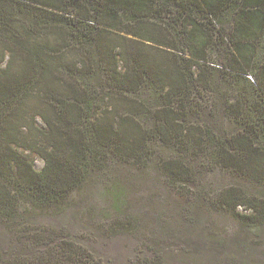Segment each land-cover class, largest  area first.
Instances as JSON below:
<instances>
[{
	"label": "trees",
	"instance_id": "trees-1",
	"mask_svg": "<svg viewBox=\"0 0 264 264\" xmlns=\"http://www.w3.org/2000/svg\"><path fill=\"white\" fill-rule=\"evenodd\" d=\"M170 5L178 16L164 21ZM17 10L28 24L16 23ZM226 14L234 17L230 30L216 26ZM218 40L228 60L209 64ZM151 46L171 57L151 55ZM64 48L76 58L58 59ZM216 72L238 86L236 99L224 104L243 124L219 142L189 119L185 104L195 86L214 87ZM145 87L160 90L165 106L138 99ZM140 115L152 117L154 127H144ZM259 138L264 141V0H0V218L15 221L11 240L0 241V264H102L64 227L16 222L19 207L66 210L93 171L118 160L143 161L153 139L182 153L162 161L178 187L194 177L189 156L212 143L223 167L264 177ZM17 147L41 155L44 166L37 169ZM219 200L232 211L253 206L255 213L240 216L251 226L264 224V201L244 190L229 187ZM142 264H165V257L155 250Z\"/></svg>",
	"mask_w": 264,
	"mask_h": 264
},
{
	"label": "rangeland",
	"instance_id": "rangeland-1",
	"mask_svg": "<svg viewBox=\"0 0 264 264\" xmlns=\"http://www.w3.org/2000/svg\"><path fill=\"white\" fill-rule=\"evenodd\" d=\"M169 7L171 11L163 14L164 21L178 16L176 5ZM233 19L232 14L221 16L216 19V26L230 30ZM15 21L29 23L19 10ZM146 48L160 59L171 57L158 47ZM62 50L66 53L58 59L76 58L70 49ZM226 50L227 46L224 48L218 40L209 49L213 62L209 64L227 62ZM214 76L213 88L195 86L185 95V104L189 119L219 142L242 131L243 124L226 111L224 104L228 98L236 99L238 86L224 80L222 73L216 72ZM137 97L157 109L165 106L163 93L158 89L145 87ZM30 104L34 107L37 100L32 98ZM175 107H180L177 102ZM139 119L146 128L155 125L152 117L140 115ZM36 124L44 126L40 117ZM17 148L34 160L37 169L44 166L41 155ZM178 154L182 155L178 148L153 139L143 161L118 160L107 170L93 171L84 186L74 193L66 210H33L23 203L16 222L35 227H64L65 235L79 239L102 264H142L155 250L165 257V264H264V224L251 226L240 216L252 215L255 208L240 205L232 211L219 200L225 189L237 187L249 198L264 201V177L255 179L223 167L217 159L216 143H212L208 149H199L189 156L194 177L176 187L168 181L162 161ZM13 224L15 221L7 223L0 218V241L4 246L12 238Z\"/></svg>",
	"mask_w": 264,
	"mask_h": 264
}]
</instances>
